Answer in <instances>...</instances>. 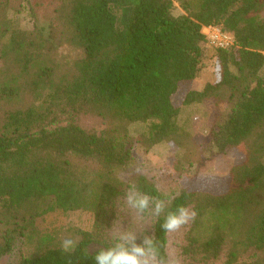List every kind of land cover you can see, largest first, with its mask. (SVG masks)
Returning <instances> with one entry per match:
<instances>
[{
	"label": "trees",
	"instance_id": "trees-1",
	"mask_svg": "<svg viewBox=\"0 0 264 264\" xmlns=\"http://www.w3.org/2000/svg\"><path fill=\"white\" fill-rule=\"evenodd\" d=\"M23 1L0 0V14L21 11ZM53 10L48 30H1L9 39L0 57L17 52L23 68L41 58L53 33L69 35L82 56L39 106L5 118L0 261L21 243L15 264H95L96 252L128 231L138 244L144 234L154 237L170 263L172 246L177 264H264V0H57ZM208 25L231 34L233 44L211 46L202 32ZM208 47L215 78L195 88ZM211 99L215 151L239 158L221 191L212 188L214 177L208 190L192 187L203 176L182 183L177 157L171 172L121 177L137 146L165 141L188 154L180 115ZM138 122L149 126L134 136L129 126ZM132 184L164 200L165 213L137 217L124 199ZM180 206L195 210V219L164 232V215ZM56 210L93 215L70 256L36 226Z\"/></svg>",
	"mask_w": 264,
	"mask_h": 264
},
{
	"label": "rangeland",
	"instance_id": "rangeland-1",
	"mask_svg": "<svg viewBox=\"0 0 264 264\" xmlns=\"http://www.w3.org/2000/svg\"><path fill=\"white\" fill-rule=\"evenodd\" d=\"M57 0H24L21 11H6L0 14V46L7 43L8 34L2 36L1 30L11 28L33 29L44 27L48 30L49 19L54 14V5ZM175 14L181 13L176 4ZM57 30L63 28L58 26ZM58 30V32H59ZM66 30V29H65ZM8 31V32H9ZM5 33V32H4ZM59 34V35H58ZM52 34L49 47L41 58L23 68L21 56L17 52L7 51L0 57V132L8 113L22 110L31 106H39L42 97L51 88L63 80L70 79L75 70L77 61L82 56L79 44L66 33ZM215 56L212 48L208 47L202 62L199 78L194 87L201 89L206 82L212 81L214 76ZM51 67L53 69H51ZM217 114L213 99L206 101L194 109H184L179 118V125L190 133L188 154L176 145L161 142L150 149L137 146L133 151V160L127 171L120 173L124 179L129 175L146 174L153 176L158 173L173 171L175 157L184 165L181 176L182 183H189L191 175H199L192 185L194 188L210 189L207 177H214L215 191L225 187V179L229 175L232 165L239 158L231 151L216 153L210 139V130ZM149 123H132L129 126L132 135L145 131ZM206 176V177H205ZM218 178V179H216ZM93 223V215L86 211L64 213L56 210L40 217L36 226L43 235H49L53 244H60L62 239L71 237L77 239L78 230H88ZM143 228L140 229L142 233ZM22 244L18 243L14 251L2 258L0 264H15L22 252ZM170 264H177L174 248H170Z\"/></svg>",
	"mask_w": 264,
	"mask_h": 264
},
{
	"label": "clouds",
	"instance_id": "clouds-1",
	"mask_svg": "<svg viewBox=\"0 0 264 264\" xmlns=\"http://www.w3.org/2000/svg\"><path fill=\"white\" fill-rule=\"evenodd\" d=\"M124 199L127 206L140 218L146 213L159 217L167 207L164 200L140 192L134 184L129 186ZM196 215L195 210L180 206L175 211L166 212L160 226L164 232L173 233L194 220ZM137 239L135 232L120 233L110 247L96 252L93 257L95 264H170L169 259L161 254L154 237L144 234L139 244ZM77 242V239L71 237L64 238L60 243V250L70 256L75 252Z\"/></svg>",
	"mask_w": 264,
	"mask_h": 264
},
{
	"label": "built area",
	"instance_id": "built-area-1",
	"mask_svg": "<svg viewBox=\"0 0 264 264\" xmlns=\"http://www.w3.org/2000/svg\"><path fill=\"white\" fill-rule=\"evenodd\" d=\"M202 32L213 47L226 48L233 44V36L224 32L219 26H204Z\"/></svg>",
	"mask_w": 264,
	"mask_h": 264
}]
</instances>
